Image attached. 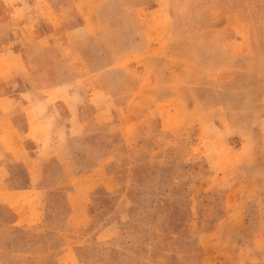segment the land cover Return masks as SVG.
I'll list each match as a JSON object with an SVG mask.
<instances>
[{"label": "rangeland", "instance_id": "1", "mask_svg": "<svg viewBox=\"0 0 264 264\" xmlns=\"http://www.w3.org/2000/svg\"><path fill=\"white\" fill-rule=\"evenodd\" d=\"M106 1L92 73L75 37L49 55L52 87L87 81L79 129L67 164L26 167L64 176L36 212L0 195V264H264V0ZM22 169L0 156L2 183Z\"/></svg>", "mask_w": 264, "mask_h": 264}, {"label": "crops", "instance_id": "2", "mask_svg": "<svg viewBox=\"0 0 264 264\" xmlns=\"http://www.w3.org/2000/svg\"><path fill=\"white\" fill-rule=\"evenodd\" d=\"M103 3L107 4V1L0 0V156L23 164L24 169L21 171L23 180L17 179L15 182L11 177L4 178V185L0 179V195L9 198L11 204H15L14 201L22 202L36 212L42 204L40 197L46 198L56 193L54 190L59 183L48 186V180L60 182L64 179L63 173L60 177H54L53 173L41 174L35 173V170L32 175L28 174L27 168L28 165L35 167L43 162L68 163L67 155L73 151L68 139L74 138L72 133L79 129L77 122L70 119L79 116L80 95L71 90H77L87 81L69 83L62 80L61 85L52 87L45 72L55 67V62L50 60L51 53L56 52L58 58H66L67 49L72 51L71 37H75L77 43L75 66L81 70L89 68V72H93L89 61H86L88 68L83 64L82 53L88 50L86 47H91L90 41L94 45L96 39L84 41L80 37L85 31L90 33V28L100 25V22L115 18L114 13L97 10V5ZM69 20L77 23L69 27L61 25L60 28L50 24L52 21ZM53 36L54 41L51 40ZM58 37L61 39L55 40ZM35 70H43L44 75L37 76ZM82 77L84 72L81 73ZM94 77L89 76L91 84L96 82ZM11 85H18V90L4 93ZM92 90L96 92H91L92 98L101 100V89ZM81 92L85 93L84 89ZM102 94L107 101L111 100L104 92ZM70 141L75 142L73 139ZM33 183L35 188L31 185ZM8 205L0 204V211L13 213ZM15 220L13 217L12 221Z\"/></svg>", "mask_w": 264, "mask_h": 264}]
</instances>
